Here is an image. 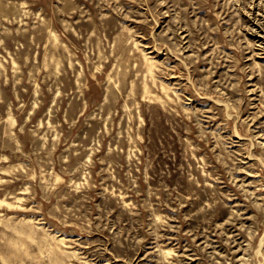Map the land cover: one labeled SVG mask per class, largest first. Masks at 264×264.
<instances>
[{"label": "rangeland", "instance_id": "obj_1", "mask_svg": "<svg viewBox=\"0 0 264 264\" xmlns=\"http://www.w3.org/2000/svg\"><path fill=\"white\" fill-rule=\"evenodd\" d=\"M0 264H264V0H0Z\"/></svg>", "mask_w": 264, "mask_h": 264}, {"label": "bare ground", "instance_id": "obj_2", "mask_svg": "<svg viewBox=\"0 0 264 264\" xmlns=\"http://www.w3.org/2000/svg\"><path fill=\"white\" fill-rule=\"evenodd\" d=\"M153 65H154V64L151 62L150 66H149V67H150V68H149V71H150V72H152V67H153Z\"/></svg>", "mask_w": 264, "mask_h": 264}]
</instances>
